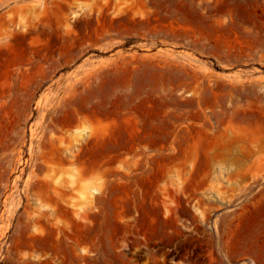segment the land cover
I'll list each match as a JSON object with an SVG mask.
<instances>
[{"label": "rangeland", "instance_id": "1", "mask_svg": "<svg viewBox=\"0 0 264 264\" xmlns=\"http://www.w3.org/2000/svg\"><path fill=\"white\" fill-rule=\"evenodd\" d=\"M0 50V264H264V0H0Z\"/></svg>", "mask_w": 264, "mask_h": 264}, {"label": "flooded vegetation", "instance_id": "2", "mask_svg": "<svg viewBox=\"0 0 264 264\" xmlns=\"http://www.w3.org/2000/svg\"><path fill=\"white\" fill-rule=\"evenodd\" d=\"M190 223V221H188ZM204 226V223L199 224ZM194 224L190 225L191 233L180 234L170 246L163 247V255H168L169 264H210V253L220 254L221 251V233L218 230L210 235L206 227L196 228ZM215 259V255L212 256Z\"/></svg>", "mask_w": 264, "mask_h": 264}, {"label": "bare ground", "instance_id": "3", "mask_svg": "<svg viewBox=\"0 0 264 264\" xmlns=\"http://www.w3.org/2000/svg\"><path fill=\"white\" fill-rule=\"evenodd\" d=\"M42 4V3H41ZM102 5V4H101ZM101 5H100V7H101ZM89 8H91V7H89ZM97 8V7H96ZM95 8V12H96V16H98V15H100L101 14V12L102 11H100V10H102V9H100V10H98V9H96ZM98 8H99V6H98ZM91 10H92V8H91ZM91 10L89 9L87 12H86V14H87V16H91ZM108 9H106V10H104L103 12H105V11H107ZM73 13V17L74 18H76V16H77V12H72ZM86 16V17H87ZM10 31V30H9ZM14 30H11V33L13 32ZM9 33V32H8ZM69 33V32H68ZM15 34V33H14ZM16 36V35H15ZM21 37V36H20ZM3 47V46H2ZM6 47H7V45H6ZM5 48V47H4ZM0 51H2V50H0ZM5 51V50H4ZM129 70V69H128ZM76 88V87H75ZM75 131V130H74ZM79 133V132H78ZM77 133V134H78ZM76 135V134H75ZM79 135V134H78ZM74 136V135H73ZM70 152V151H69ZM94 192H97V189L96 188H92L91 187V192H90V194H93ZM85 197V196H84ZM154 212H157V210H155V209H152ZM75 211V210H74ZM169 211H170V209H169ZM169 216V215H168ZM167 216V217H168ZM79 217V216H78ZM82 218V217H81ZM74 219V218H73ZM250 250V249H249ZM252 250V249H251ZM250 250V251H251ZM87 251H88V249H86V247H79V253H84V254H78V256H77V259L76 260H79V261H89V257H88V255H87ZM248 251V250H247ZM252 264H254V262L252 263Z\"/></svg>", "mask_w": 264, "mask_h": 264}]
</instances>
